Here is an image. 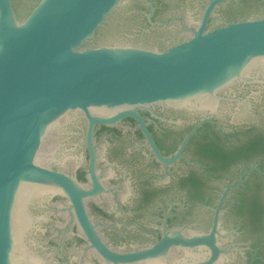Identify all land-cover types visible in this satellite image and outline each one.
I'll return each instance as SVG.
<instances>
[{"label": "water", "instance_id": "water-1", "mask_svg": "<svg viewBox=\"0 0 264 264\" xmlns=\"http://www.w3.org/2000/svg\"><path fill=\"white\" fill-rule=\"evenodd\" d=\"M35 1L0 0V264H56L46 242L54 229L63 233L70 226L68 208L92 247L112 264L158 259L173 244L207 241L166 236L130 253L108 247L87 207L103 189L95 173L94 129L133 117L157 156L173 161L160 153L140 109L219 102L224 86L264 67V19L207 31L209 13L220 1L214 0L193 37L167 51L117 44L120 23L102 31L101 45L81 48L121 0ZM82 118L88 124L91 188L53 168L77 169L69 124ZM207 121L213 120L203 119L192 133ZM72 255L77 260L75 249Z\"/></svg>", "mask_w": 264, "mask_h": 264}, {"label": "flooded vegetation", "instance_id": "flooded-vegetation-1", "mask_svg": "<svg viewBox=\"0 0 264 264\" xmlns=\"http://www.w3.org/2000/svg\"><path fill=\"white\" fill-rule=\"evenodd\" d=\"M213 1L121 0L81 48L101 45L102 31L120 23L117 44L167 51L193 37ZM255 19H264V0H220L209 13L206 30ZM219 96L213 105L193 101L140 109L162 156L174 158L169 162L157 156L133 117L95 126V173L103 189L87 200V207L112 250H144L166 236L208 237L171 245L158 258L160 264H264V67L252 68L245 81L224 86ZM208 118L213 121L192 133ZM87 128L85 118L69 124L77 169L53 168L91 188ZM67 213L70 226L63 233L54 229L46 242L56 264H112L92 247L69 208ZM74 249L79 255L72 262Z\"/></svg>", "mask_w": 264, "mask_h": 264}, {"label": "trees", "instance_id": "trees-1", "mask_svg": "<svg viewBox=\"0 0 264 264\" xmlns=\"http://www.w3.org/2000/svg\"><path fill=\"white\" fill-rule=\"evenodd\" d=\"M38 1H39V0H37V2L35 3V5L38 3ZM35 5H34V6H35ZM34 6H32V7L29 9V11L27 12L26 16L30 13V11L33 9ZM15 10H16V12H17V8H15ZM17 14H18V16H19V13H18V12H17ZM26 16H25V17H26ZM25 17H24V18H25Z\"/></svg>", "mask_w": 264, "mask_h": 264}]
</instances>
